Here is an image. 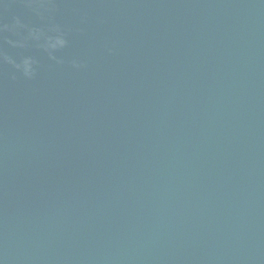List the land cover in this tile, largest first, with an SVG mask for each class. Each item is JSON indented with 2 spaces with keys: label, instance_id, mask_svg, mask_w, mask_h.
I'll use <instances>...</instances> for the list:
<instances>
[{
  "label": "water",
  "instance_id": "obj_1",
  "mask_svg": "<svg viewBox=\"0 0 264 264\" xmlns=\"http://www.w3.org/2000/svg\"><path fill=\"white\" fill-rule=\"evenodd\" d=\"M0 264H264V0H0Z\"/></svg>",
  "mask_w": 264,
  "mask_h": 264
},
{
  "label": "clouds",
  "instance_id": "obj_2",
  "mask_svg": "<svg viewBox=\"0 0 264 264\" xmlns=\"http://www.w3.org/2000/svg\"><path fill=\"white\" fill-rule=\"evenodd\" d=\"M65 44V41L63 39H56L54 42L50 43V47L55 49L58 47H63ZM24 70L25 74H30L31 73V61L26 60L24 62Z\"/></svg>",
  "mask_w": 264,
  "mask_h": 264
}]
</instances>
